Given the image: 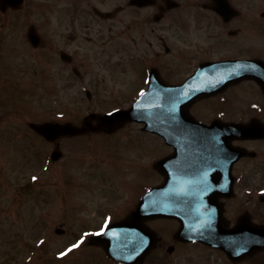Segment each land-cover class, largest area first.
I'll use <instances>...</instances> for the list:
<instances>
[{"label": "flooded vegetation", "instance_id": "obj_1", "mask_svg": "<svg viewBox=\"0 0 264 264\" xmlns=\"http://www.w3.org/2000/svg\"><path fill=\"white\" fill-rule=\"evenodd\" d=\"M25 3L23 0L16 6L5 5L4 11L20 10ZM43 4L55 16L52 17L53 37L58 42L61 36L56 52L59 60L71 67L72 77L82 79L69 52V46L78 39V30L82 29L87 34L83 37L85 40L95 39L90 36L95 31L101 44L134 47L133 56L139 61L135 81L140 89L138 95L150 81L154 88L150 97L157 100L173 97L167 84L190 79L191 87H202L200 98L187 105L182 114L171 115L176 121L166 126L170 130L148 132L140 124L141 136L155 142L154 159L138 167V173H143L146 179L156 174L157 180L147 182V188L156 184L166 189L175 186V194L166 191L165 199L174 202L167 205L178 210L180 216L189 217L187 227L199 228L208 234L219 229L227 232L242 218L264 225V209L259 207L264 203V100L254 97L256 93L264 97V84L260 82L264 83V0H44ZM30 25L37 29L34 23ZM36 32L40 36L39 46L28 41V31L25 41L34 51H39L47 45V40L39 29ZM171 37L179 38L183 45L178 50L181 63L175 65L172 61H163L161 56L170 51L165 43ZM156 42L162 43L164 50H156L153 45ZM61 52L67 58L61 57ZM233 60L246 61L247 73L252 74L250 78H238L242 68L220 64ZM147 61V68H143ZM150 73L153 76L149 78ZM224 83V89L217 90L215 84ZM192 91L181 95L188 96ZM187 108L192 117L206 124L214 119L244 123L253 119L256 135L235 137L229 149L222 126L190 128ZM178 117L184 120L179 122ZM206 130L208 133L201 136ZM75 136L60 135L48 143L54 145L62 138ZM156 159L161 161L159 168L155 167ZM157 220L160 219L148 221ZM165 220L170 224L166 238L158 233L159 243L152 252L164 245L166 258L156 256V260L174 264L172 258L178 256L184 264H264V248L241 259L233 258L228 255L226 241L219 247L211 241L179 240L175 238L177 219ZM164 239L169 242L163 244Z\"/></svg>", "mask_w": 264, "mask_h": 264}, {"label": "rangeland", "instance_id": "obj_2", "mask_svg": "<svg viewBox=\"0 0 264 264\" xmlns=\"http://www.w3.org/2000/svg\"><path fill=\"white\" fill-rule=\"evenodd\" d=\"M43 3L26 0L20 10L0 11V264H117L87 240L121 217L147 182L157 180L156 174L146 179L138 173L141 163L154 159L155 142L130 124L110 134L62 138L61 158L52 161L53 144L29 123L80 124L88 112L128 107L140 91L135 82L139 61L133 46L101 44L95 31L90 36L96 38L88 41L79 29L69 52L82 79L72 77L71 67L56 52L61 36L58 42L53 37L55 16ZM30 23L47 40L39 51L25 41ZM153 45L164 50L162 43ZM165 45L170 51L161 55L163 61L181 63V40L171 37ZM85 89L92 92L90 99ZM254 97L264 100L258 93ZM259 205L264 209V203ZM167 223L150 225L166 238ZM164 248L142 264H166L154 259L166 258ZM172 259L184 264L178 256Z\"/></svg>", "mask_w": 264, "mask_h": 264}, {"label": "water", "instance_id": "obj_3", "mask_svg": "<svg viewBox=\"0 0 264 264\" xmlns=\"http://www.w3.org/2000/svg\"><path fill=\"white\" fill-rule=\"evenodd\" d=\"M0 1L3 5L5 3L10 4L13 0ZM12 4H15V2ZM231 64V67L238 66V68H242V74L247 73V63L239 62L238 64H235L233 61ZM187 84L188 83H183L173 86L172 88H175L176 93H180L187 88ZM149 90L150 89L138 97V99L128 109H117L101 114L90 113L84 118L82 127H78L76 125L74 126L68 122H65L64 124H59L57 122H43V124L32 123L30 126L48 139H53L55 136L65 133L75 134L76 132H86L88 129L97 130L101 128L105 131H111L117 128L118 125L131 119L136 121H146L152 130H156V122L171 123V113L176 110L181 111L179 108L180 100L169 106L157 104L154 108H148L143 105V97H145ZM195 96L196 95L192 94L191 97L187 96L186 99L188 102H191ZM159 111L163 114L161 119L162 121L157 120ZM91 120H96L97 124L94 126L93 123H91ZM195 122L196 126L199 128L214 127L216 125V122L211 125H202L197 121ZM225 125L228 133V141H230L231 137L236 136V134H244L247 136V134L252 133L253 129L251 125L248 124L245 126L239 123H225ZM59 155L60 151L56 148L52 152V158H58ZM165 191V187L160 185L154 186L143 193L135 208L132 209L126 217L122 218L120 221L112 222V224L107 226L103 231H101V233L92 235L89 240L90 244H103L105 252H107L112 259L114 258L120 262L128 264L139 263L155 243L154 232L143 223L144 219L154 216L165 217V215H171L177 217L182 225V217L175 215V213L170 211L166 206L164 199ZM230 233L235 247L233 246V251L229 254L235 257H242L244 251L250 253L253 252V250L264 246V227H236L230 230ZM178 236H181L182 238H186L188 236L195 239L212 238L205 236L203 231L190 230L183 226L178 230ZM216 239H218L219 242L224 241V237L218 235V233L216 235Z\"/></svg>", "mask_w": 264, "mask_h": 264}, {"label": "snow or ice", "instance_id": "obj_4", "mask_svg": "<svg viewBox=\"0 0 264 264\" xmlns=\"http://www.w3.org/2000/svg\"><path fill=\"white\" fill-rule=\"evenodd\" d=\"M33 179H35V177H33ZM76 246H78V245H76ZM76 246H74V247H76Z\"/></svg>", "mask_w": 264, "mask_h": 264}]
</instances>
